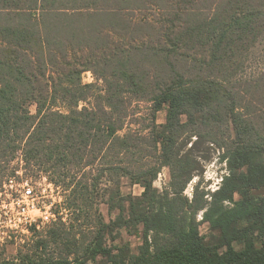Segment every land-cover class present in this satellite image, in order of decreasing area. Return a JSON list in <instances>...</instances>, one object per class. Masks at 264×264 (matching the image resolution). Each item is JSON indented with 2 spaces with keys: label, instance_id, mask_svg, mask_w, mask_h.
I'll return each instance as SVG.
<instances>
[{
  "label": "trees",
  "instance_id": "1",
  "mask_svg": "<svg viewBox=\"0 0 264 264\" xmlns=\"http://www.w3.org/2000/svg\"><path fill=\"white\" fill-rule=\"evenodd\" d=\"M262 39L264 0H0V194L17 174L45 178L75 221L106 195V236L142 239L132 253L92 232L83 256L62 262L46 250L69 235L32 232L18 263L264 264V64L247 72ZM133 103L148 106L146 132H124ZM205 143L227 172L199 205L183 192ZM125 178L139 197L122 194Z\"/></svg>",
  "mask_w": 264,
  "mask_h": 264
},
{
  "label": "rangeland",
  "instance_id": "2",
  "mask_svg": "<svg viewBox=\"0 0 264 264\" xmlns=\"http://www.w3.org/2000/svg\"><path fill=\"white\" fill-rule=\"evenodd\" d=\"M264 64V39H262L253 52L250 68L247 70L248 74H253L260 70ZM84 84L95 83V79L90 72H85L82 75ZM80 108V106H79ZM132 110L135 114L131 117V122L125 128L124 132L142 130L148 124L147 112L148 106L146 104L133 103ZM32 114L35 113V106L30 107ZM141 118V120H139ZM166 118V110H161L156 115V124H164ZM185 121V117L182 118ZM194 140V138L192 139ZM183 148L184 151L190 147V141ZM223 151L216 149L215 146L208 143L202 144L199 151H196L194 157L199 161L200 170L192 178L183 192L189 200L195 197L199 201V205L211 200L212 194L219 188L223 177L226 175V164L222 161ZM207 160H203L204 157ZM18 163V161H16ZM13 183L4 188L3 194H0V259L15 261L27 253L31 244L37 240V237L32 232L52 233L57 230L60 231L61 236L69 235V239L57 241V245H50L46 250V258L54 256L56 261H73L75 257H82L86 249L89 248L95 236L92 232H98L105 235V245L108 247L117 246L118 244H129L131 252L136 253L138 246L142 244L141 236L130 235L125 229H121L119 236L115 241H111L110 236H106L107 230L101 224H109L110 216L108 214L107 205L104 204L107 196L104 195L100 199V204L97 210H83V215L79 221L74 220V215L69 213L65 206L62 204L63 192L60 189L54 188L47 182L45 178L33 179L28 181L33 190L32 198L23 196V186L27 182L22 173L17 174L13 178ZM170 181V170L168 167L162 168L158 179L154 182V187L159 191L164 190ZM120 191L124 196L131 195L139 197L143 189L134 185L131 186L128 179H122ZM257 193H264V189H260ZM237 199V197L235 198ZM64 200V199H63ZM33 203L34 208H29L22 214L21 206ZM125 211L123 215L126 216L128 204H124ZM45 211H50L54 215V219L50 223L43 222L42 216ZM119 212L115 211L112 217L117 216ZM80 215V214H79ZM203 212L199 211L195 215L197 222L200 225V232L207 234L208 224L202 222ZM87 219V223L85 222ZM92 219V222L89 221ZM78 230H82L84 234L76 235L75 241L72 236ZM115 232L113 233V236ZM65 238V236H62ZM160 240V243H163ZM116 252V251H115ZM86 264H107L106 259L97 257L95 261H88Z\"/></svg>",
  "mask_w": 264,
  "mask_h": 264
},
{
  "label": "built area",
  "instance_id": "3",
  "mask_svg": "<svg viewBox=\"0 0 264 264\" xmlns=\"http://www.w3.org/2000/svg\"><path fill=\"white\" fill-rule=\"evenodd\" d=\"M12 183H13V181H11L9 185H11ZM22 192H23V196L24 197H26V198H32V196H33V190L30 187L28 181L24 183L23 191ZM30 207L31 208H34L33 203L27 204L25 207L24 206H21L20 208H21L22 214L25 213ZM42 219H43V222L50 223L54 219V215L50 211H45L44 214H43V216H42Z\"/></svg>",
  "mask_w": 264,
  "mask_h": 264
}]
</instances>
